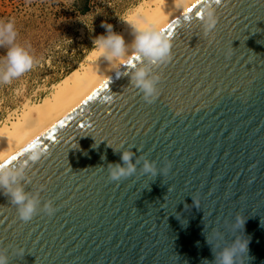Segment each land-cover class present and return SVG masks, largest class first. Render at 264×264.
<instances>
[{
  "label": "water",
  "instance_id": "obj_1",
  "mask_svg": "<svg viewBox=\"0 0 264 264\" xmlns=\"http://www.w3.org/2000/svg\"><path fill=\"white\" fill-rule=\"evenodd\" d=\"M198 10L199 0L163 28L173 59L155 102L122 65L14 154L22 163L31 149L43 153L21 181L41 203L23 222L0 191L9 264H219L240 237L244 264H264V0H221L207 37ZM124 151L135 172L111 181L109 165L127 168Z\"/></svg>",
  "mask_w": 264,
  "mask_h": 264
},
{
  "label": "clouds",
  "instance_id": "obj_2",
  "mask_svg": "<svg viewBox=\"0 0 264 264\" xmlns=\"http://www.w3.org/2000/svg\"><path fill=\"white\" fill-rule=\"evenodd\" d=\"M193 2L194 0H183L182 7L190 6ZM199 3L200 15L197 20L202 25L204 36L207 37L215 32L219 23L218 6L221 0H199ZM124 22L129 26L132 39L126 42L123 34L114 31L111 24H104L106 34L92 39L93 55L113 66L131 65V71L125 73L129 77L130 86L142 94L145 102L151 104L161 93V69L173 59L171 34L155 24L142 26L137 21ZM17 36L18 31L13 20L0 21V49H3L0 53V85L11 84L34 67V55L28 46L17 42ZM132 56L138 57L137 63H128L129 57ZM154 68L157 71L153 75ZM42 155L40 150L31 149L26 153L27 160L22 163H18L14 155L0 159V191L10 198L11 205L17 208L19 219L23 222L32 220L38 214V205L41 202L38 197L30 196L25 191L21 181L25 179L24 171L28 162L35 164L40 161ZM131 157L132 153L129 151L122 153L121 159L127 164V168L120 164L109 165L111 181H119L135 172ZM144 169L153 176L157 174L150 164L146 163ZM55 210L52 201L43 203L44 213L52 215ZM244 223L245 220L237 216V227L242 229ZM248 243V239L243 237L234 240L232 247L225 249L218 257L219 264H244V258L248 257ZM18 252L23 255L24 249L20 248ZM237 252L241 254L240 261L234 259ZM0 264H9V258L4 251H0Z\"/></svg>",
  "mask_w": 264,
  "mask_h": 264
},
{
  "label": "rangeland",
  "instance_id": "obj_3",
  "mask_svg": "<svg viewBox=\"0 0 264 264\" xmlns=\"http://www.w3.org/2000/svg\"><path fill=\"white\" fill-rule=\"evenodd\" d=\"M142 1L0 0V21L15 22L17 42L28 46L35 57L30 71L0 85V126L27 105L48 98L54 86L87 63L92 39L106 34L103 25L111 24L116 31Z\"/></svg>",
  "mask_w": 264,
  "mask_h": 264
},
{
  "label": "bare ground",
  "instance_id": "obj_4",
  "mask_svg": "<svg viewBox=\"0 0 264 264\" xmlns=\"http://www.w3.org/2000/svg\"><path fill=\"white\" fill-rule=\"evenodd\" d=\"M182 2L183 0H143L126 20L137 21L142 26L155 24L164 28L189 7H182ZM116 32L123 34L126 42L132 39L125 22L118 25ZM120 67L105 62L92 52L86 64L53 87L48 98L40 103L27 105L20 115H15V118L0 126V159L13 156L37 134L79 107Z\"/></svg>",
  "mask_w": 264,
  "mask_h": 264
},
{
  "label": "snow or ice",
  "instance_id": "obj_5",
  "mask_svg": "<svg viewBox=\"0 0 264 264\" xmlns=\"http://www.w3.org/2000/svg\"><path fill=\"white\" fill-rule=\"evenodd\" d=\"M193 7H195V5ZM189 11H191V9H189ZM196 15H200V10H198L196 12ZM169 34H171V33L169 32ZM134 59H138V57H134ZM128 63L131 64L132 59H129ZM88 99H92V97L90 96V97H88ZM32 147H35V142H33L31 145H29V148H32ZM25 151H27V149H25Z\"/></svg>",
  "mask_w": 264,
  "mask_h": 264
}]
</instances>
